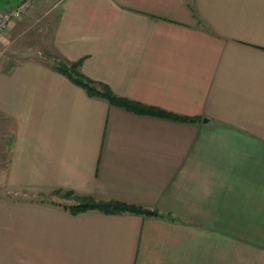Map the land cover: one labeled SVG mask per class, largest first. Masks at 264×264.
I'll list each match as a JSON object with an SVG mask.
<instances>
[{
    "label": "crops",
    "instance_id": "crops-1",
    "mask_svg": "<svg viewBox=\"0 0 264 264\" xmlns=\"http://www.w3.org/2000/svg\"><path fill=\"white\" fill-rule=\"evenodd\" d=\"M75 62L191 120L90 96L53 67ZM68 190L158 215L73 214ZM0 264H264V0H35L10 20Z\"/></svg>",
    "mask_w": 264,
    "mask_h": 264
},
{
    "label": "trees",
    "instance_id": "trees-1",
    "mask_svg": "<svg viewBox=\"0 0 264 264\" xmlns=\"http://www.w3.org/2000/svg\"><path fill=\"white\" fill-rule=\"evenodd\" d=\"M53 67L70 78L74 83L84 88L88 95L103 99L109 104L119 106L128 111L139 114L165 117L170 119L191 120V118L181 117L174 113H170L152 106H147L127 97L115 94L106 84L91 80L90 78L83 75L79 69V62L68 63V65L65 63H57L53 65ZM65 193L76 198V203H63L64 207H66L68 211L73 214L85 210H98L105 214H121L127 212L145 216L158 215V213L154 210L128 204L122 201L102 199L92 195H82L69 190L65 191Z\"/></svg>",
    "mask_w": 264,
    "mask_h": 264
},
{
    "label": "built area",
    "instance_id": "built-area-1",
    "mask_svg": "<svg viewBox=\"0 0 264 264\" xmlns=\"http://www.w3.org/2000/svg\"><path fill=\"white\" fill-rule=\"evenodd\" d=\"M35 0H19L16 4L4 7L0 12V33L4 30L6 24L15 18L22 16L33 4Z\"/></svg>",
    "mask_w": 264,
    "mask_h": 264
},
{
    "label": "rangeland",
    "instance_id": "rangeland-1",
    "mask_svg": "<svg viewBox=\"0 0 264 264\" xmlns=\"http://www.w3.org/2000/svg\"><path fill=\"white\" fill-rule=\"evenodd\" d=\"M63 195V202L66 204L76 203V198H74L72 195H68L65 193V191L62 193Z\"/></svg>",
    "mask_w": 264,
    "mask_h": 264
}]
</instances>
